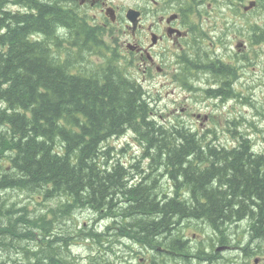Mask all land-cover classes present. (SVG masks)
Listing matches in <instances>:
<instances>
[{"label":"trees","instance_id":"16d2710c","mask_svg":"<svg viewBox=\"0 0 264 264\" xmlns=\"http://www.w3.org/2000/svg\"><path fill=\"white\" fill-rule=\"evenodd\" d=\"M10 1L25 11L0 1V264H80L64 246L90 235L99 243L98 231L78 233L66 220L60 224L68 231L56 226L57 216L73 218L82 206L122 215L115 235L149 242L154 264H164L157 251L169 249L180 260L198 254L176 226L187 217L184 223L206 219L222 234L241 220L264 237V152H249L246 135L234 127L238 147H216L211 135L158 122L107 29L59 4ZM256 2L264 9V0ZM255 25L262 42L264 28ZM219 68L215 77L229 73ZM127 127L143 150L131 173L106 141ZM163 175L191 202L169 197ZM23 195L45 211L29 209ZM94 245L87 264H103L101 244Z\"/></svg>","mask_w":264,"mask_h":264},{"label":"flooded vegetation","instance_id":"af4514ba","mask_svg":"<svg viewBox=\"0 0 264 264\" xmlns=\"http://www.w3.org/2000/svg\"><path fill=\"white\" fill-rule=\"evenodd\" d=\"M0 1H6L4 5L5 7L3 6V8L9 10L8 8L10 5V0ZM38 1L40 3L62 5L69 10L76 11L81 16H85L87 20L92 23L102 25L105 29L110 31L113 29V41L115 46L118 48L120 46L125 47L129 55H132L134 58L139 60L138 67L141 68V71L144 73L148 72L147 75L150 77L154 75L152 73V69H154L158 74H162L165 71L171 70L176 72V80L181 85H185V89L194 87L197 90V93L202 91V93H204L208 99H211L212 102L216 104V106L226 105L233 101H235V104L246 107L250 106V87L245 93L241 94L242 85L239 81L238 74L242 67L249 63V58H254L256 54H259L261 57V50L259 49L261 47V32L255 34V32H252L251 30V20H258L257 17H250L247 22L244 20V15L247 16L250 9H247L243 2H241L242 6L240 7H242L244 10V14L233 15L231 12V14L225 19L224 23H219L218 21H214V0ZM229 3H231L230 5L232 11L237 12V9L239 8V5H237L238 3H233L231 0L225 1V4L229 5ZM207 5H209L213 10H211V8H207ZM203 7L205 8L203 12H208V15H204L201 11V8ZM188 8L191 10L190 12L187 11ZM129 9H134L138 12V16L135 17L134 21H130L128 19L127 14ZM21 10L22 9L19 8V11ZM109 10H112V15L107 14V11ZM90 11H92V13H90ZM234 18H236L238 21H236ZM232 19H234L231 22L232 28L237 30V28L241 26L243 30H246L247 34L249 35V39L255 44L251 50V53H246L249 43L251 42L245 43L239 40L234 41V37H231L233 35L231 34V29L228 27V23ZM259 21L260 22L258 23H254L256 25L252 27V29L256 28L258 31L261 30V20ZM233 22H235V25ZM204 23L207 24V28L203 26ZM0 31H2V28H0ZM218 47L222 48L223 52L224 50H227L226 53L224 54L223 52H219L216 49ZM234 47H236L237 52ZM244 48H246V50H244ZM224 56L228 57V59L226 60ZM219 63L227 67L228 70H225L229 73L227 75L220 74L219 77H215V74L221 72ZM145 94L146 98L153 107V100L149 97L147 91H145ZM218 101L219 103H216ZM242 117V113H234L231 115V120H239ZM180 121V124H184L183 120ZM236 124L240 125L241 123L238 121ZM195 129L199 134L212 132L216 136L218 135V131L216 129L213 130L209 128L207 131L202 133L199 132L198 128ZM237 133L239 134L240 132L237 130ZM215 146L225 148L227 144L218 143ZM230 146L238 147V145ZM248 150L249 152L253 153L251 147ZM256 153L261 154V151L258 150ZM177 193V196L183 195L182 192ZM173 196L174 195H171L169 197ZM180 199L191 202L192 197H190V194H187L180 197L179 200ZM190 218L191 217L182 219L180 223L183 224L184 229H178L184 234H187L185 236L188 238L189 244L195 245L197 247L202 246L205 241L210 239L209 237H213L212 233L203 232V228L206 225L204 222H197V220L200 221L206 219L193 218L194 220L192 221H196L198 225H202V228L199 229L197 224L192 223L190 220L187 223L183 222V220L185 221L186 219ZM193 225L197 226V228H194ZM241 225L244 224L241 223ZM237 228H240L239 224H237ZM191 229L199 231L198 233H193V237L195 239H191V237L188 236V231ZM213 230L216 232L217 236L227 235L226 231L222 234L219 231H216L214 227ZM245 230L247 231L246 233H248L249 237H255L256 234H259L258 230H251L250 225L247 224L245 225ZM229 231V235L232 236L231 234L233 229ZM174 238L178 239V236ZM221 238L222 241L220 243L218 242L213 247L210 243V247L208 248L213 251H209L211 253L204 252L201 255H190L185 257L184 260H180L177 259V256L180 255L179 253L178 255H174L172 252H169V249H166L168 252L165 251L159 255V257H162V263L164 264H219L222 262H225L224 264H251V261H253L254 264H261V247L253 250V252L252 250L248 251L246 249H233L240 248L241 246L238 244L231 245L229 244V241L224 243L223 237ZM125 239L128 240V238ZM227 239H229L228 235ZM244 239L245 237H243V239L240 241L243 242ZM259 239H261L260 236ZM148 243L149 242L145 244L147 246V250H145V252L152 254L153 246H149ZM129 247L132 249V253H140L137 256L138 264H154L153 255H145V252L142 254V251L137 252V248L134 247L133 244ZM246 247L249 248V244H246ZM218 250L220 255H217ZM233 250L236 251V256H233ZM227 254H231L232 256H226ZM130 259L131 258H129V260ZM157 259L160 258L157 257Z\"/></svg>","mask_w":264,"mask_h":264},{"label":"rangeland","instance_id":"374dc122","mask_svg":"<svg viewBox=\"0 0 264 264\" xmlns=\"http://www.w3.org/2000/svg\"><path fill=\"white\" fill-rule=\"evenodd\" d=\"M124 1H129V0H124ZM226 0H214V21H218L219 23H224L225 19L227 18L228 15L233 13V15H240L244 14V10L242 9V3L244 5L248 4V0H231L233 3H238L239 8L237 9V12L232 11L231 9V3L229 5L225 4ZM5 7V6H4ZM207 8H211L209 5H207ZM205 8H201V11L203 12ZM211 10H213L211 8ZM236 10V9H235ZM256 12H252L248 14L247 16L244 15V20L247 22L251 16H256L258 18L257 22H260L261 20V25H264V9H261V6H258V8L255 9ZM92 13V11H90ZM208 12L204 11V15H208ZM236 20V18H234ZM230 20L228 23V27L231 29V34L234 37V41L239 40L245 43H249L248 49L244 48L246 50V53H251V50L253 49V46L255 45L250 39L249 35L247 34L246 30H243V28L240 26L237 28V30L232 28L231 22L234 20ZM238 21V20H236ZM235 25V22H233ZM203 26L207 28V24L204 23ZM218 31V30H217ZM235 31V33H234ZM106 39L109 40L107 37ZM123 39V38H122ZM214 48V47H213ZM236 50V47H234ZM219 52H223V49L218 47L216 48ZM261 50V57L259 54H256L254 58H249V63L246 64L242 69L239 71V81L241 82L242 89H241V94L245 93L250 86V96L251 99L253 100V107L249 106H243L239 104H235V101L228 103L226 105H218L214 104L211 99H208L202 91H199L197 93V90L193 88L185 89V85H181L177 80H176V72H173L171 70L165 71L162 74H158L154 69H152V75L151 77L147 75L148 72L144 73L143 71H140L139 67H134L130 62H125L129 64V72L128 74L132 77H135L138 81H140L143 85V89H145L149 95V97L153 100V109L155 110L156 113V118L160 123L166 124L169 122H176L179 120L185 121L187 124L192 125V127L198 128L199 132H205L207 129H213L218 131V136H220V140H222L223 143H230L233 142V139L230 138L229 136V131L228 125L234 120H231V115L233 113H242L243 117L239 120H235L236 122H240L243 124L241 126L242 130H246L245 132L249 135L251 134V138L255 149H260L259 151H264V41L261 43V47L259 48ZM227 50H224V54L226 53ZM237 52V50H236ZM124 53V52H123ZM126 56V55H125ZM89 57V56H88ZM98 57L101 58V56L94 55L93 59L94 61L99 62L100 60ZM225 57V56H224ZM121 58L124 60L122 53H121ZM227 60L228 57H225ZM127 60V56H126ZM139 61V60H138ZM137 61V62H138ZM140 65V64H139ZM138 66V65H137ZM176 82H175V81ZM174 81V82H173ZM196 85V84H195ZM216 103H219L216 102ZM239 111V112H238ZM207 113V114H205ZM228 127V128H227ZM237 127V126H236ZM227 128V130H226ZM128 141H127V140ZM108 144H110L113 147V152L116 153L119 151L118 157L121 158L120 163L127 167L128 170H130V173L134 169V163L136 160L141 158V153H142V146L141 144L134 138V135L130 132V129L127 127L126 131L121 134L120 136H114L110 137L108 140H106ZM113 153V154H114ZM116 157V156H115ZM102 161V160H101ZM131 165H125L128 163ZM141 163L145 165L146 160H141ZM102 163V162H101ZM147 172L150 173V175L153 173V169H148ZM155 172V171H154ZM166 177L165 180H162L163 185L165 186V191L167 192L168 196L174 195L177 196L178 193L175 194V189L174 185L167 175H163ZM150 177V176H149ZM184 188V187H183ZM181 189V188H180ZM182 192V190L178 191ZM183 193V192H182ZM189 193H186L184 195H187ZM182 196H177L178 198ZM23 200L24 204H26L29 209H32L36 207V209H43L45 211V208L40 206L36 200L37 198H32V197H27L26 195H23L22 197H19ZM59 202V201H58ZM61 202V201H60ZM59 202V203H60ZM59 203H54V205H59ZM48 206V204H46ZM82 209V208H81ZM69 210V209H68ZM76 214H72L73 218L66 220L70 214L68 213L67 216L61 215V217L66 220L67 223H71V228H74L76 232H83L82 228L84 231L88 230V228H96L97 230L100 229V231L104 228V220L98 219V214L96 212H93L91 209L86 210L85 208L82 210H77L75 211ZM109 215L111 219H116L115 224L110 226V231L107 232L109 234L115 235L119 231V226L121 222V217L118 214L112 213L108 214L106 213V210H104V215ZM66 217V218H65ZM123 218V217H122ZM191 219V218H190ZM198 219V218H197ZM194 220V219H193ZM248 220V219H247ZM246 220V221H247ZM201 221V220H200ZM197 220V222H200ZM205 222V221H204ZM206 223L208 226H205L203 228V232L207 233H212V238L205 241V243L202 244V246H199L195 249L192 248V250H195L197 253H208L211 251L208 247L211 246L213 247L216 245L219 241H215V238L217 237L216 232L213 230V225L207 220ZM58 226H56L57 231H61V228L59 226H65L66 223L63 225L60 224V221H57ZM226 232L229 230L233 229L232 236H230L228 233L227 235L229 236V239L226 241L231 244V245H240L243 246L240 240L244 239V243L247 245L249 244V248L245 246L240 247V248H233V249H247L249 251H253L255 248H260L261 250H264V237L259 239L258 237H252L246 233L247 231L245 230V224L241 225L239 224L240 228H237V224L234 222L227 223L226 225ZM67 231L69 226L66 225ZM101 227V228H100ZM66 232V231H63ZM188 236L191 237V239H195L193 237V233H198V230H193L191 229L188 231ZM244 233V234H243ZM176 236L179 238V232L175 233ZM226 235V236H227ZM260 235L261 234H256ZM119 237V236H118ZM222 235L220 236V238ZM174 238V237H173ZM173 238L172 241L173 242ZM201 239L200 237H198ZM132 238L128 237V240H131ZM246 240V241H245ZM96 240H84L83 238H78L75 239L74 242L71 241L69 242L68 245L64 246L66 250L68 251V255L71 258L77 257L78 261L84 262L83 264H87L89 259L94 258L95 254L97 253V250L95 248V245H92L91 242H95ZM224 243H227V242ZM99 242L103 243V247L99 248V252L103 253V257H105L103 264H106V261L108 264H114L115 261L122 259L124 262L128 263V259L130 258V261L133 260L134 264H138V253H132V249H129V244L127 240L123 237H120V244L114 243V238L110 237L109 241H104V237L100 236L99 237ZM96 244V243H95ZM99 244V243H98ZM128 244V245H127ZM149 244V243H148ZM105 245L107 247L105 248ZM134 247L137 248V252H139L140 246H145L143 243H139L136 241V243L133 244ZM152 246V245H150ZM190 247V245H188ZM63 244H62V249H64ZM113 247V248H111ZM120 247L122 250H120ZM105 248V249H104ZM108 248H111L109 250ZM101 249V251H100ZM107 249L109 252H107ZM127 250V254H126ZM207 250V251H206ZM63 251V250H62ZM145 250H143L142 254H144ZM155 251L153 250L152 253ZM150 254L149 252H145V255ZM174 255H178V253H173ZM232 254H236L233 250ZM158 258L161 253L157 251ZM229 256V254H227ZM257 255V254H256ZM255 255V256H256ZM79 256V257H78ZM119 256V257H117ZM181 255H179L180 257ZM236 256V255H233ZM134 259H133V258ZM231 257V256H230ZM76 258V259H77ZM110 258V259H109ZM125 259H127L125 261ZM180 259V258H179ZM112 260V261H110ZM181 263V261H180ZM225 262L219 263V264H224ZM230 264H235V263H230ZM251 264H254L253 261H251ZM261 264H264V251H261Z\"/></svg>","mask_w":264,"mask_h":264},{"label":"bare ground","instance_id":"6f19581e","mask_svg":"<svg viewBox=\"0 0 264 264\" xmlns=\"http://www.w3.org/2000/svg\"><path fill=\"white\" fill-rule=\"evenodd\" d=\"M11 2V1H10ZM10 4V3H9ZM10 5H12V4H10ZM14 6H17V7H19L20 9H22L21 11H25V7H23L22 5H14ZM14 6H12V7H14ZM11 7V8H12ZM187 8V7H186ZM4 11V10H3ZM1 15V14H0ZM254 23H258L257 22V19L252 23V24H254ZM251 24V25H252ZM133 26V25H132ZM262 27H264V25H261V28ZM122 33V32H121ZM260 33V32H259ZM31 35V34H30ZM258 37V36H257ZM264 37V36H263ZM256 39H258V38H256ZM148 41V40H147ZM58 44V43H57ZM132 48V47H131ZM50 49V48H49ZM127 70V69H126ZM224 77V76H223ZM252 86H250V88H251ZM226 91V90H225ZM145 96H146V94H145ZM249 105L250 106H252L253 107V100L251 99V96H250V98H249ZM234 114V113H233ZM232 120H234V122H232V124L230 123L229 125H228V129H230V131H229V136H230V138L231 139H233V142H230V143H223L222 142V140H220V136L218 137L219 138V140H218V138H217V136L214 134V133H212V132H208V133H205L207 136L208 135H211V137L213 138V142H214V144L216 145V144H227V146H226V148H233V147H231L230 145H237V140L236 139H239V137L238 138H236V139H234V137L232 136V133L234 132V127H236V130H238L240 133H242L243 135H246V137H248L249 138V141H250V144H251V148H252V150H253V153H255L256 154V152L258 151V150H260V149H255V147H254V143H253V141H252V139H250L251 138V134H247L245 131L246 130H242L241 129V126L243 125V124H240V125H237L236 124V119H232ZM180 123L181 121L179 120V121H176L175 123ZM183 125L184 126H186V127H188V128H191L192 130H194V131H197L195 128H192V125H190V124H187L185 121H183ZM185 123H186V125H185ZM227 128H226V130H227ZM130 132L132 133V131L130 130ZM239 133V134H240ZM133 134V133H132ZM238 134V133H237ZM134 135V134H133ZM236 136H241V135H236ZM134 137H135V135H134ZM127 140V139H126ZM246 140V139H245ZM128 141V140H127ZM262 152H264V151H262ZM65 198V197H64ZM61 200H63V199H61ZM66 200H68V199H66ZM67 202V201H66ZM45 203V202H44ZM63 203H65V202H63ZM58 204V203H57ZM60 204V207H61V205H63V204H61V202L59 203ZM44 205V204H43ZM58 207V206H57ZM35 208V210H36V207H34ZM82 209H84L85 208V206H82L81 207ZM46 209H47V206H46ZM85 209H91V208H85ZM41 211H44L43 209H41L40 210V212ZM93 212H95L94 210H92ZM45 213V212H44ZM43 213V214H44ZM97 213V212H96ZM98 214V213H97ZM98 216V219H102V220H104V228L101 230V231H103V234H102V232H99L100 231V229H96V228H88V230H86V231H89V230H91V229H94V230H96V231H98V239H99V237L100 236H103L104 237V241H109V238L110 237H113L114 238V243L116 244V243H118V244H120V237H118L117 235H111V234H109V233H107V230H106V225H109V227L110 226H112V224H113V222H114V224L116 223L115 222V220L114 219H111L110 217H109V215H105V217L104 216H100L99 214L97 215ZM49 218H51V217H49ZM53 219V218H52ZM68 219H71L70 217H68L66 220H68ZM57 221H61V222H63L64 221V219L61 217V216H57ZM205 221V222H204ZM233 221V220H232ZM238 221V220H237ZM237 221H233L235 224H241L242 222H241V220H239L238 222ZM200 222H204V224L206 225V226H208L206 223H208L206 220H201ZM209 224V223H208ZM177 226H178V228L179 229H184V227H183V224L182 223H179V224H177ZM209 227V226H208ZM101 228V227H100ZM187 228V227H186ZM248 229V228H247ZM246 229V230H247ZM82 231H83V228H82ZM92 231V230H91ZM90 231V232H91ZM110 231V229H108V232ZM185 231H186V229H185ZM188 231V230H187ZM228 234H230V231H228L227 232ZM132 234V233H131ZM134 234V233H133ZM244 234V233H243ZM250 234H251V231H250ZM85 236V235H84ZM83 236V237H84ZM87 236H85V239L84 240H97L93 235H90V236H88L87 238H86ZM127 240V239H126ZM215 240H217V237L215 238ZM99 241V240H98ZM218 241V240H217ZM246 241V240H245ZM36 242V241H35ZM38 242H39V240H38ZM127 242H128V246H130V245H132V244H134V243H136V241H129V240H127ZM92 243V245H94L96 242H91ZM132 243V244H131ZM139 243H141V242H139ZM96 244H98V243H96ZM99 244H101L100 246H99V248L101 247H103V243L102 242H99ZM230 244V243H229ZM243 246H245L246 245V243H244V242H242L241 243ZM37 246V245H36ZM243 246H241V247H243ZM107 247V245H105V248ZM141 248H139V252H143V250H147V246L145 245V246H140ZM104 248V249H105ZM111 248H113V247H111ZM111 248H108L109 250H111ZM259 248V247H258ZM107 249V252H109V250ZM129 249L131 250V248L129 247ZM244 249V248H243ZM257 248H255L254 250H256ZM120 250H122V248L120 247ZM247 250V249H246ZM100 251H101V249H100ZM249 251V250H248ZM247 251V252H248ZM261 251H264V250H261ZM141 252V253H142ZM234 252L236 253V251L234 250ZM253 252V251H252ZM233 253V252H232ZM126 254H127V250H126ZM133 253H131V255H132ZM198 254H203V252L202 253H198ZM217 255H220V252H219V250L217 251ZM233 255H236V254H233ZM226 256H228V255H226ZM229 256H232L231 254H229ZM79 257V256H78ZM252 257V256H251ZM77 258V257H76ZM131 258V257H130ZM133 258V257H132ZM128 259V263H126V262H124L122 259H119V260H117V261H115L114 262V264H120V263H122V264H134L132 261H130L129 260V258H127ZM127 259H125V261L127 260ZM134 259V258H133ZM221 259V258H220ZM214 261V260H213ZM217 261V260H216ZM219 261V260H218ZM77 262H79L78 261V258H77ZM167 262V261H166ZM84 262H81L80 264H83ZM200 263V262H199Z\"/></svg>","mask_w":264,"mask_h":264},{"label":"water","instance_id":"95a60500","mask_svg":"<svg viewBox=\"0 0 264 264\" xmlns=\"http://www.w3.org/2000/svg\"><path fill=\"white\" fill-rule=\"evenodd\" d=\"M133 14H134V11L130 10V11L128 12V16H129V18H132V16H134L136 13H135L134 15H133Z\"/></svg>","mask_w":264,"mask_h":264}]
</instances>
